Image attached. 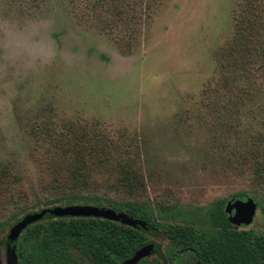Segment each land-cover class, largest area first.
I'll return each mask as SVG.
<instances>
[{
    "label": "rangeland",
    "instance_id": "rangeland-1",
    "mask_svg": "<svg viewBox=\"0 0 264 264\" xmlns=\"http://www.w3.org/2000/svg\"><path fill=\"white\" fill-rule=\"evenodd\" d=\"M132 1L0 0V264L17 250L14 225L56 218L48 188L83 166L97 196L154 210L256 195L244 230L264 234V189L241 170L264 138V78L248 101L245 83H220L242 73L227 49L248 0H157L150 12ZM126 174L132 194L105 184ZM111 210L150 238L121 264L164 260L159 233ZM52 260L40 264H71Z\"/></svg>",
    "mask_w": 264,
    "mask_h": 264
},
{
    "label": "trees",
    "instance_id": "trees-1",
    "mask_svg": "<svg viewBox=\"0 0 264 264\" xmlns=\"http://www.w3.org/2000/svg\"><path fill=\"white\" fill-rule=\"evenodd\" d=\"M156 1L145 0L139 5L150 12ZM96 3L101 4V0ZM253 3L248 0L245 10L237 19L233 41L227 49L229 54H236L237 69L239 63L243 69L239 73L241 77L235 74L224 77L220 82L225 90L237 91L245 83L243 96L247 101L253 99L251 95L256 88L255 80L264 78V0ZM132 4L134 7L126 6L134 11L137 0ZM115 7L113 10H116ZM259 138L260 142L257 140L245 148L250 151L244 156V166L240 164V168L249 171L250 177L261 183L264 189V138L259 137V133L257 138L254 136L255 140ZM239 160L242 161V158ZM107 182L105 184L110 190L119 186L132 194L137 188L134 175L126 174L116 183ZM98 186L89 178L83 166L68 173L64 182L54 179L48 189L58 196L53 198V203L63 207L89 205L111 208L159 233L166 241L164 260L142 258L136 264H264V234L258 235L244 230L245 226L231 224L223 202L192 211L163 206L154 210L146 203L106 200L94 192ZM237 198L230 202L234 203ZM250 198L257 204L256 195ZM4 230L5 227L0 224V236ZM149 240L138 229L109 220L54 218L48 222H35L23 230L18 237L16 256L19 264H40L52 259H67L71 264H120Z\"/></svg>",
    "mask_w": 264,
    "mask_h": 264
},
{
    "label": "water",
    "instance_id": "water-1",
    "mask_svg": "<svg viewBox=\"0 0 264 264\" xmlns=\"http://www.w3.org/2000/svg\"><path fill=\"white\" fill-rule=\"evenodd\" d=\"M256 208H257L256 203L254 202L252 198L246 195H241L234 201V203L229 202L226 205V213L228 215V220L231 224L235 226H248L253 221L254 215L256 213ZM49 213H51L56 218H67V217L91 218L92 217V218H100L104 220H109L113 222H116V218H117L116 213L112 211L111 209H105V208H101L97 206H89V205H74V206H67L63 208L62 207L55 208ZM43 215H44L43 212L33 213L21 219L11 229L10 234H9L10 240L12 242H15L23 230H25L29 225L40 221ZM119 215L132 220V218L128 217L127 215H124L123 213L119 212ZM139 260H140V257L135 256V257H132L125 264H136ZM7 264H19L14 248L9 250L7 254Z\"/></svg>",
    "mask_w": 264,
    "mask_h": 264
}]
</instances>
